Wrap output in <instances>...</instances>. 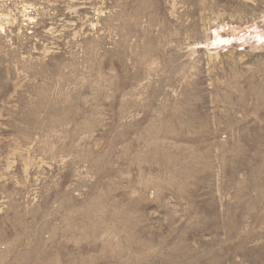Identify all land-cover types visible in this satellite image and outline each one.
Returning <instances> with one entry per match:
<instances>
[{
  "label": "rangeland",
  "instance_id": "rangeland-1",
  "mask_svg": "<svg viewBox=\"0 0 264 264\" xmlns=\"http://www.w3.org/2000/svg\"><path fill=\"white\" fill-rule=\"evenodd\" d=\"M0 264H264V0H0Z\"/></svg>",
  "mask_w": 264,
  "mask_h": 264
},
{
  "label": "bare ground",
  "instance_id": "bare-ground-1",
  "mask_svg": "<svg viewBox=\"0 0 264 264\" xmlns=\"http://www.w3.org/2000/svg\"><path fill=\"white\" fill-rule=\"evenodd\" d=\"M216 42H217V41H216ZM216 42H215V43H216Z\"/></svg>",
  "mask_w": 264,
  "mask_h": 264
}]
</instances>
